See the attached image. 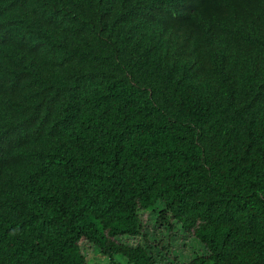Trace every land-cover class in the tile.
Wrapping results in <instances>:
<instances>
[{"label":"trees","instance_id":"16d2710c","mask_svg":"<svg viewBox=\"0 0 264 264\" xmlns=\"http://www.w3.org/2000/svg\"><path fill=\"white\" fill-rule=\"evenodd\" d=\"M139 210L264 264V0H0V264H158Z\"/></svg>","mask_w":264,"mask_h":264},{"label":"rangeland","instance_id":"374dc122","mask_svg":"<svg viewBox=\"0 0 264 264\" xmlns=\"http://www.w3.org/2000/svg\"><path fill=\"white\" fill-rule=\"evenodd\" d=\"M137 218L141 225L140 234L135 237H119L116 240L130 245L137 243L152 245L151 251L158 264L188 263L194 255L203 253L201 245L175 226L167 229L164 224H153V214L150 210H139ZM79 248L91 264H110V262L125 264L122 256L114 255L110 260L83 239L79 241Z\"/></svg>","mask_w":264,"mask_h":264}]
</instances>
